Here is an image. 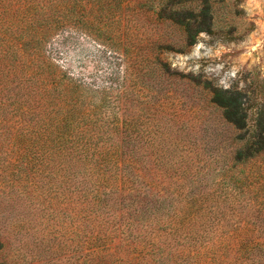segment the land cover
Listing matches in <instances>:
<instances>
[{"label": "rangeland", "instance_id": "1", "mask_svg": "<svg viewBox=\"0 0 264 264\" xmlns=\"http://www.w3.org/2000/svg\"><path fill=\"white\" fill-rule=\"evenodd\" d=\"M259 126L264 0H0V264H264Z\"/></svg>", "mask_w": 264, "mask_h": 264}, {"label": "trees", "instance_id": "2", "mask_svg": "<svg viewBox=\"0 0 264 264\" xmlns=\"http://www.w3.org/2000/svg\"><path fill=\"white\" fill-rule=\"evenodd\" d=\"M218 105L225 110V118L233 124L235 129H243L244 128V123L241 119H237V120L236 119H230V116H236V113L238 110V106L236 104L235 97H231V96L230 97H224L223 102L218 104ZM263 133H264L263 128L260 129V126H259V134L257 136L258 140L253 143V146H255L256 148H255V150H252V152L253 151L257 152L264 147V137L262 136Z\"/></svg>", "mask_w": 264, "mask_h": 264}]
</instances>
